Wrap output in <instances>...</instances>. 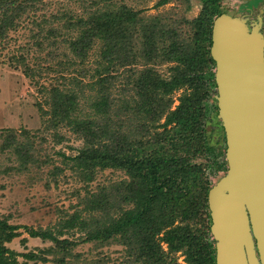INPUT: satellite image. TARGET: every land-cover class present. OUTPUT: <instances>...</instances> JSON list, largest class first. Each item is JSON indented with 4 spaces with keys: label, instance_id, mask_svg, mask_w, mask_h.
Here are the masks:
<instances>
[{
    "label": "trees",
    "instance_id": "obj_1",
    "mask_svg": "<svg viewBox=\"0 0 264 264\" xmlns=\"http://www.w3.org/2000/svg\"><path fill=\"white\" fill-rule=\"evenodd\" d=\"M41 1L0 0V40ZM170 1L184 4L179 16L145 14L116 0H89L91 9L83 16L62 14L61 40L71 54L64 63L70 72L60 73L55 84L38 87L41 127L2 128L0 151H9L17 162L7 170L40 169L51 160L47 154L40 157L41 147L35 145L45 139L36 143V133L50 135L58 144L67 139L60 129L66 130L81 144L68 147L73 155L55 151L62 166L46 171L44 185L56 184L65 168L81 182L83 193L75 190L74 209L61 211L44 228L10 223L8 215H0V264L69 263L71 247L83 242L121 245L126 264H180L177 253L184 264H216L206 196L208 173L225 169V160H216L221 152L224 158V145L215 147L205 123L213 118L211 112L217 116L215 98L209 102L215 93L209 45L220 0H156L153 6ZM58 34L57 28L47 29L49 45L56 46ZM90 54L92 67L85 65ZM46 55L53 59L58 53L53 48ZM15 60L31 76L23 57ZM56 64H62L60 59ZM163 64L166 75L158 70ZM105 169L121 170L125 177L89 189ZM20 229L51 244L15 251L7 244L20 236ZM75 231L76 239H68ZM25 241L20 238L22 246Z\"/></svg>",
    "mask_w": 264,
    "mask_h": 264
},
{
    "label": "rangeland",
    "instance_id": "obj_2",
    "mask_svg": "<svg viewBox=\"0 0 264 264\" xmlns=\"http://www.w3.org/2000/svg\"><path fill=\"white\" fill-rule=\"evenodd\" d=\"M155 1L116 0V2L124 3L134 10L141 9L145 14H166L169 12L171 17H176L181 14L184 8V4L177 1H170L155 7L153 6ZM237 3V0H222L220 6L235 12ZM38 7L37 10L23 14L17 27L14 30H9L6 38L0 40V130L11 127L34 131L41 127L40 114L35 104L37 101H41L38 87L40 85L48 87V84H55L59 81L56 78L60 73L68 76L70 72L65 70L64 61L70 60L71 54L66 48V44L61 40L65 31L62 23L66 19L61 16L64 13L83 16L86 11L91 9L89 0H42ZM196 8L195 5L187 12L188 17L196 12ZM42 19H45L46 22H43ZM37 22L40 25H36ZM50 27L57 28L59 31L55 37L57 43L55 47L49 45V39L52 36H47V29ZM68 33L72 35L74 31H68ZM35 41H40L41 46H37ZM53 48L56 49L58 55L50 59L46 52ZM62 52L66 56H63ZM19 55L23 57L24 65L32 69L31 76L26 77L22 73V66L15 60ZM58 59L62 64H56ZM92 59L93 55L90 54L85 65L92 67ZM158 70L164 75L167 74L165 64L159 66ZM178 92L173 93L172 105L176 104L175 97ZM214 96L215 93H212L209 102H213ZM81 107L85 112L88 111L86 101L81 102ZM213 113L209 114L213 118L205 123L206 129L212 135H218V137H211L212 143L216 144L215 147L217 145L222 147L224 144L220 136L221 131L217 127L218 120ZM60 131L65 134L67 139L58 144H53L50 135L36 133L37 136L34 138L36 143L40 137L45 139L41 145H35L36 148L41 147L40 157L47 154L51 160L47 165L41 166L40 169L30 167L29 171L21 173H17L13 169L7 170V167H14L17 162L14 155L9 151H0V215H8L10 223L44 228L51 225L59 217L61 211L71 212L74 209L77 201L76 195L73 194L75 190H78L80 194L83 193L81 182L71 177L70 171L65 168L57 177L56 184L50 182L48 186L44 185L46 171L52 165L62 166L61 157L55 154V151L59 150L63 151L65 155H73L75 150H70L68 147H76L81 144L66 130L60 129ZM1 138L2 135H0V141ZM216 160L219 164L223 163L225 159L222 152ZM223 172H209L211 183L216 176ZM124 177L125 174L121 170L105 169L96 174L88 188L94 189L97 183H108ZM66 236L68 239H76L78 232L75 231ZM21 237H26L24 246L20 243ZM50 244L47 240L28 237L25 232L21 231L20 236L12 239L7 246L18 252H25ZM70 251L72 256L66 257V260L70 262L64 264H126L123 247L116 243L98 245L93 242H83L71 247ZM73 254H78V256ZM18 259L21 258L18 257ZM177 262L184 264L182 256L178 253ZM28 264L33 263L28 261ZM50 264H53L52 261Z\"/></svg>",
    "mask_w": 264,
    "mask_h": 264
},
{
    "label": "water",
    "instance_id": "obj_3",
    "mask_svg": "<svg viewBox=\"0 0 264 264\" xmlns=\"http://www.w3.org/2000/svg\"><path fill=\"white\" fill-rule=\"evenodd\" d=\"M217 120L224 135L225 171L207 191L208 227L216 264H264V67L261 38L228 8L212 20Z\"/></svg>",
    "mask_w": 264,
    "mask_h": 264
},
{
    "label": "flooded vegetation",
    "instance_id": "obj_4",
    "mask_svg": "<svg viewBox=\"0 0 264 264\" xmlns=\"http://www.w3.org/2000/svg\"><path fill=\"white\" fill-rule=\"evenodd\" d=\"M221 1L222 0H220V3ZM237 2L238 3L236 5V11L233 13L237 14L238 17L247 25L253 26L261 38L260 53H261L262 64L264 67V0H237ZM217 127L219 129L218 125ZM209 134L211 137L218 136V135H212L211 132H209ZM220 136L221 139H223V144H224V135L221 133ZM225 169L223 171H225ZM251 242H252L251 251L254 256V259L257 262V264H260L258 252L255 247V242L253 240V237L251 238ZM212 246L214 249L213 239H212ZM243 252H244V262L246 264H249L248 256L245 249H243ZM214 254H215V250H214Z\"/></svg>",
    "mask_w": 264,
    "mask_h": 264
}]
</instances>
